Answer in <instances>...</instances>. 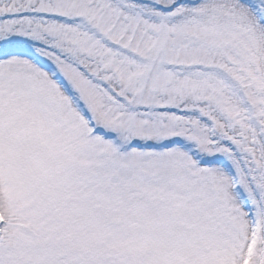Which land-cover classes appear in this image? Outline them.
I'll return each instance as SVG.
<instances>
[{"label":"snow or ice","instance_id":"6c2138e0","mask_svg":"<svg viewBox=\"0 0 264 264\" xmlns=\"http://www.w3.org/2000/svg\"><path fill=\"white\" fill-rule=\"evenodd\" d=\"M0 264H264V0H0Z\"/></svg>","mask_w":264,"mask_h":264}]
</instances>
